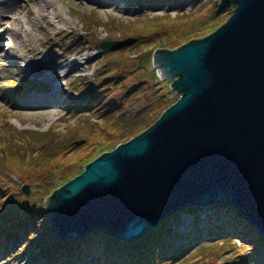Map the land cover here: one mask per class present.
<instances>
[{
    "label": "water",
    "instance_id": "1",
    "mask_svg": "<svg viewBox=\"0 0 264 264\" xmlns=\"http://www.w3.org/2000/svg\"><path fill=\"white\" fill-rule=\"evenodd\" d=\"M221 2L235 6L224 25L153 55L178 102L45 199L57 239L136 242L183 210L227 204L264 244V0Z\"/></svg>",
    "mask_w": 264,
    "mask_h": 264
},
{
    "label": "rangeland",
    "instance_id": "2",
    "mask_svg": "<svg viewBox=\"0 0 264 264\" xmlns=\"http://www.w3.org/2000/svg\"><path fill=\"white\" fill-rule=\"evenodd\" d=\"M26 1L28 0H21V3ZM40 1L55 4L76 28L69 29L62 24L41 20L37 5L31 2L36 13L32 18L36 23L32 29L33 45L29 43L21 51L26 54L37 47L38 53L44 52L47 56H39L31 61L27 54L23 59L20 54L11 52L7 43L1 47L0 264H44L39 259V249H30L27 244L28 238H38L45 233L46 229L42 231V228L46 214L41 219L37 218L34 225L28 222L26 236L24 232H19L26 226L17 217L1 218L5 208L12 204L21 208L24 213L46 212L45 199L54 191L79 176L85 166L100 157L103 151L112 152L121 144L127 143L120 140L121 126L116 120L122 111L134 114L143 106L155 105L157 95L149 88L157 86L161 95L173 100L180 99L181 94L171 89V82L161 80L158 76L152 62L155 51L175 50L194 39H202L215 32L218 25L227 20L214 21V11L222 0H104L117 4V7L110 8V12H104L96 2L86 1L82 4L78 0ZM228 6L229 12H234L235 6ZM20 12L25 20L26 9H20ZM157 17L160 20L157 21ZM3 20L5 24L11 19L5 16ZM9 22L8 26L11 25V21ZM201 22H205L210 28L194 33ZM51 25L57 26L56 31H44L46 26ZM108 42H114V45L105 52L102 44ZM75 44L83 45L90 52L82 69L80 72H74L73 69L57 71L58 61L55 58L59 54L68 53ZM50 57H54L55 61H51ZM76 57V54H72L67 60ZM43 65L56 71L59 79L57 83L61 85L58 87L64 89L62 98L53 106L46 107L47 114L41 113L45 108H31L24 104L25 100L21 101L20 94L30 85L20 84L28 77V68L34 67L41 72ZM85 81L101 85V89L107 88L105 97L116 99L121 110L102 117L97 108L86 107L84 103L73 105L77 94L86 88ZM36 86L40 90L46 87L40 84ZM133 91L135 92L131 93ZM142 91H145V95ZM84 107L86 109H82ZM112 119L114 120L111 121ZM72 139L76 144L68 145L64 150L61 148L65 155H59L52 165L35 174L38 170H33L30 165L40 162L41 153L44 155L45 151L55 148L57 144H65ZM25 165L29 170L23 168ZM28 185L31 189L30 196L23 192V188ZM213 208L214 206L203 209L201 220L212 214ZM178 218L179 221L170 220L167 228L180 237H186L193 226L194 213L182 211ZM14 240H19V243L7 253L2 244L12 247ZM177 240L186 249L185 253H169L162 264H249L248 260L243 259L245 250L240 248L238 242L228 241V238L218 239L205 231L201 240L190 247H186L187 241ZM136 242H129L134 249L145 245L144 242L135 244ZM56 246L53 244L57 249ZM87 264L105 263L99 256L97 259H90Z\"/></svg>",
    "mask_w": 264,
    "mask_h": 264
},
{
    "label": "trees",
    "instance_id": "3",
    "mask_svg": "<svg viewBox=\"0 0 264 264\" xmlns=\"http://www.w3.org/2000/svg\"><path fill=\"white\" fill-rule=\"evenodd\" d=\"M164 1L167 2L170 0ZM232 14L233 11L229 12V6H224L222 2H220L214 11V21L220 22L225 18L228 20ZM156 20L158 21L160 18L157 17ZM226 21L219 24L218 28L224 25ZM209 28L208 24L201 22L197 29L194 30V33H198L197 30L201 31ZM116 33L118 34V32ZM156 78L160 81L158 76H156ZM91 83L92 82H87L84 84L86 88L77 94V99H75L73 105L84 103L86 107L92 106L93 109L97 108L96 110H98L99 115L102 117L121 110V106H119L116 99L113 100L105 97L108 91L107 88L101 89V85H92ZM149 89L150 91H155V95H157L155 105L143 106L134 114H127L125 111H122L118 116V120L116 121H118L121 126L120 140L122 139L124 142H129L148 130L179 100H173L161 95L160 89H158L157 86H153ZM134 92L135 91L131 93ZM141 93L145 95V91ZM98 105L100 109L97 107ZM86 107L82 109H86ZM113 120L114 119L111 121ZM113 123L115 124V121ZM71 144H76L74 139L69 140L65 144L60 143L57 144V146L54 145L56 147L45 151L44 155L41 153L40 162L38 164L31 163L30 167L33 170L37 169L38 171L35 174H39L40 170L52 165L59 155H63L64 151L62 150ZM105 152L106 151H103V154ZM22 159L23 158H21V161ZM23 168L29 170V167L26 165L23 166ZM83 171H81L80 174ZM20 209L21 208L10 204L5 208L1 218L8 219L10 217H17L26 226L25 229L21 228L19 232H24L26 236H28V222L34 225L37 218L41 219L42 215L46 214V218L43 220L44 227L42 228V231L46 229L45 233H42L38 238H28L27 244L30 249H39V259L44 262V264H87L90 259H97L99 256L105 264H162L169 253L170 255L185 253L186 249L182 247V243H180V245L178 244L179 242L177 239L187 241L188 246L186 247H190V245L201 240L205 231L218 239L228 238V241L233 240L234 243L238 242L240 248L244 249L246 252V254L243 255V259L248 260L249 264H264V244L261 237L256 233L255 228L249 224L238 211L227 204L214 206L213 213L208 215L205 220H201L200 214L202 210H183L184 212L189 211L194 213L193 226L186 237H180L167 228L170 220L179 221V213L175 214L156 229L148 232L141 240H138L135 244L140 242H144L145 244L140 249H134L131 247L130 243L122 242L109 235L100 234L98 232H93L89 236L76 241H63L57 239L52 232V226L49 224L50 220L47 211L35 214L34 212L24 213ZM45 226H48V228H45ZM19 240H14L11 244L12 247L3 243L2 245L5 251L9 253L13 247L15 248L17 246L16 244L17 242L19 243ZM223 243L226 242L224 241ZM53 244H56L58 248L56 249L53 247ZM257 258L259 260H257Z\"/></svg>",
    "mask_w": 264,
    "mask_h": 264
},
{
    "label": "bare ground",
    "instance_id": "4",
    "mask_svg": "<svg viewBox=\"0 0 264 264\" xmlns=\"http://www.w3.org/2000/svg\"><path fill=\"white\" fill-rule=\"evenodd\" d=\"M96 2L104 10V12H110V8L117 7L114 2L104 0H78L80 3L85 2ZM31 2L35 3L38 7L39 16L41 20L45 19L46 22L62 24L69 29H75L76 25L69 19L66 18L63 11L49 1L41 2L40 0H28L26 3H21V0H0V51L3 44H9V50L14 53H18L22 58H26L27 55L31 61L35 60L39 56H47L44 52H39V48L34 47L31 50L21 51L26 49L28 44L33 45V27L36 23L33 22L32 18L36 16V13L31 7ZM26 9V19H22L20 9ZM5 16L10 17L4 24L3 18ZM11 21V25L8 26ZM36 22V21H35ZM4 24V26H3ZM44 31H56L57 26L51 25L46 26ZM91 48V47H90ZM76 54L77 57L72 60H67L69 55ZM90 55V52L85 49L81 44H75L72 46L68 53L59 54L55 59L58 61L57 71H68L73 69L74 72H80L83 67V62ZM67 56V57H66ZM1 57V55H0ZM51 61L54 57L49 58ZM55 61V60H54ZM44 64V63H43ZM28 77L25 78L20 84L25 86L29 85L26 91H21V101L25 100L24 104H28L31 108H45L53 106L64 94V89L59 88L61 86L57 83L59 80L56 76V71L51 69L49 66L43 65L42 71H38L34 67H29ZM48 71V72H47ZM44 74V75H43ZM87 83V81H85ZM84 83V84H85ZM36 84L40 86L45 85L46 87L40 90ZM42 110V114H47L48 111Z\"/></svg>",
    "mask_w": 264,
    "mask_h": 264
}]
</instances>
